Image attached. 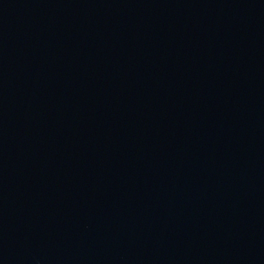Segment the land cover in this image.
I'll use <instances>...</instances> for the list:
<instances>
[{
  "label": "water",
  "instance_id": "obj_1",
  "mask_svg": "<svg viewBox=\"0 0 264 264\" xmlns=\"http://www.w3.org/2000/svg\"><path fill=\"white\" fill-rule=\"evenodd\" d=\"M0 264H264V0H0Z\"/></svg>",
  "mask_w": 264,
  "mask_h": 264
}]
</instances>
